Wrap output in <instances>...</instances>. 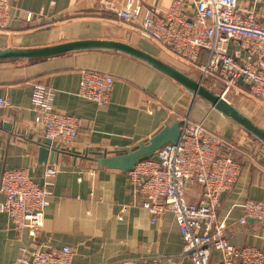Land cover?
<instances>
[{
  "label": "crops",
  "instance_id": "1",
  "mask_svg": "<svg viewBox=\"0 0 264 264\" xmlns=\"http://www.w3.org/2000/svg\"><path fill=\"white\" fill-rule=\"evenodd\" d=\"M10 1L11 20L7 29L0 31V50L46 48L87 39L112 40L145 51L199 81L191 74L195 68L118 18L116 10L126 0ZM137 1L166 9L172 0ZM239 3L253 8L259 21L264 22V0ZM27 12L32 13L31 20L26 19ZM230 50L234 52L235 48L231 45ZM83 69L115 77L110 100L104 106L78 95ZM35 83L55 89L56 111L82 120L76 141L65 147L81 152L132 147L165 125L181 123L185 116L203 122L222 138V151H229L242 164L235 186L222 194L218 209L226 236L235 246L264 251V220L248 218L246 224L240 223L247 200L264 201V144L150 63L105 48L0 59V97L12 105L0 115V178L6 169L28 168L33 179L43 184L44 169L58 167L38 235L40 242L73 248L71 264H193L184 251V238L174 214L167 212L152 221L150 212L142 206V198L133 192L126 172L62 153L41 163L36 140L46 135L36 123L38 112L31 103ZM9 123L11 129L4 126ZM200 195L201 185L191 184L186 201L198 202ZM4 199L0 192V203ZM125 205L129 208L119 218ZM31 242L27 231L16 229L0 210V264H18L20 246L29 247ZM211 264H222L219 251L213 250Z\"/></svg>",
  "mask_w": 264,
  "mask_h": 264
},
{
  "label": "built area",
  "instance_id": "2",
  "mask_svg": "<svg viewBox=\"0 0 264 264\" xmlns=\"http://www.w3.org/2000/svg\"><path fill=\"white\" fill-rule=\"evenodd\" d=\"M12 9L10 0H0V31L7 29ZM116 15L143 37L199 70L202 85L210 79L222 86L221 96L227 101L228 93L238 89L264 105V22L253 8L240 5L239 0H172L166 9L126 0ZM31 18L32 13L27 12L26 19ZM114 85L112 74L83 69L77 93L104 106ZM54 97L52 87L34 84L31 103L38 112L36 123L46 137L70 147L82 120L56 111ZM10 107V102L0 97V115ZM222 142L203 122L185 116L178 141L163 145L152 157L138 162L127 172L128 179L152 221L167 212L174 214L184 251L189 252L193 264H211L213 250L220 252L222 264H264V251L233 245L226 236V225L218 218L221 196L235 186L242 170L232 153L222 151ZM57 172V166H47L43 184L33 179L28 168L6 169L1 175L0 192L5 199L0 210L16 229L26 230L32 241L29 247L20 246L18 264L72 262L74 249L70 246L38 240ZM194 183L201 185V198L188 202L186 192ZM128 208H121L119 218ZM242 212L241 224L248 218L264 220V201L247 200Z\"/></svg>",
  "mask_w": 264,
  "mask_h": 264
},
{
  "label": "water",
  "instance_id": "3",
  "mask_svg": "<svg viewBox=\"0 0 264 264\" xmlns=\"http://www.w3.org/2000/svg\"><path fill=\"white\" fill-rule=\"evenodd\" d=\"M94 48L119 50L145 60L160 71L164 72L192 90L195 96H201L202 98L206 99L213 106V108L232 120L238 126L242 127L255 139L264 144V128L258 125L245 113H243L238 107L227 101L221 95L215 94L209 88L202 85L199 81L189 78L177 68L167 64L166 62L149 53H146L145 51L130 46L126 43L112 40L87 39L46 48L0 50V59L45 57L74 50ZM239 82L242 83V80H239ZM4 126L8 129L12 128V124L10 123ZM180 133L181 123L179 121H175L170 125L163 126L150 138L140 141L138 144L132 147L115 151L99 149L81 152L75 148H65L49 137L38 138L36 140V144L39 146L41 163L47 162L48 159L52 161L56 154L62 153L72 155L75 158H85L92 160L99 166L115 168L127 173L128 171L132 170L138 162L152 157L163 145L167 143H176L180 137ZM188 253L189 252H186V254Z\"/></svg>",
  "mask_w": 264,
  "mask_h": 264
},
{
  "label": "rangeland",
  "instance_id": "4",
  "mask_svg": "<svg viewBox=\"0 0 264 264\" xmlns=\"http://www.w3.org/2000/svg\"><path fill=\"white\" fill-rule=\"evenodd\" d=\"M165 52L171 54L166 49L162 48ZM173 57L177 59L176 56L171 54ZM185 64H188L184 61ZM19 64V63H17ZM185 64H182L186 66ZM189 65V64H188ZM190 66V65H189ZM187 67V66H186ZM192 75L195 77L200 78V72L196 69L195 72H191ZM204 86L209 87V89H213L215 93H222L223 87L214 85L210 79L204 80ZM227 99L236 107H238L243 113L249 116L253 121H255L258 125L264 128V105L258 102L257 100L249 97L246 93L240 92L238 89H232L228 95L226 96ZM252 136L250 133H248ZM258 144L260 143L257 141ZM261 144V143H260ZM259 144V145H260ZM263 146V145H261Z\"/></svg>",
  "mask_w": 264,
  "mask_h": 264
}]
</instances>
